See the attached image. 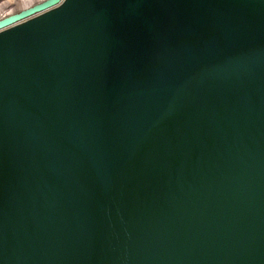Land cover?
Masks as SVG:
<instances>
[{"label":"water","instance_id":"1","mask_svg":"<svg viewBox=\"0 0 264 264\" xmlns=\"http://www.w3.org/2000/svg\"><path fill=\"white\" fill-rule=\"evenodd\" d=\"M0 264H264V0L1 17Z\"/></svg>","mask_w":264,"mask_h":264},{"label":"bare ground","instance_id":"2","mask_svg":"<svg viewBox=\"0 0 264 264\" xmlns=\"http://www.w3.org/2000/svg\"><path fill=\"white\" fill-rule=\"evenodd\" d=\"M41 0H0V18Z\"/></svg>","mask_w":264,"mask_h":264},{"label":"rangeland","instance_id":"3","mask_svg":"<svg viewBox=\"0 0 264 264\" xmlns=\"http://www.w3.org/2000/svg\"><path fill=\"white\" fill-rule=\"evenodd\" d=\"M2 1V0H1Z\"/></svg>","mask_w":264,"mask_h":264}]
</instances>
